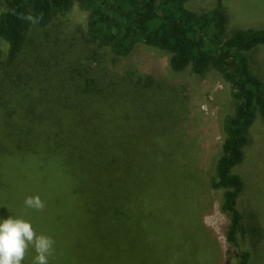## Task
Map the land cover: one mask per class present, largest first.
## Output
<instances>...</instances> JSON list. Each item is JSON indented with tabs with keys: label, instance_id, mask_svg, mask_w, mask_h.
I'll list each match as a JSON object with an SVG mask.
<instances>
[{
	"label": "trees",
	"instance_id": "1",
	"mask_svg": "<svg viewBox=\"0 0 264 264\" xmlns=\"http://www.w3.org/2000/svg\"><path fill=\"white\" fill-rule=\"evenodd\" d=\"M72 1L87 13V52L95 45L120 57L141 41L167 51L174 72L212 69L228 84L233 113L221 124L211 187L223 191L220 210L229 219L225 239L234 255L226 264H248L242 244L256 229L247 231L237 209L244 184L234 170L248 128L257 119L264 127L262 86L243 58L264 46V31L227 34L221 0L202 15L185 7L190 0H1L0 217L29 221L37 235L53 240L52 249L73 254L71 264H126L109 251L125 252L133 236L146 241L143 250L151 248L150 224L177 200L165 185L150 199L146 170L158 167L162 177L176 170L178 154L166 153L180 147L178 99L149 78L115 80L79 59V49L32 32V23L45 29ZM33 196L42 208L25 207Z\"/></svg>",
	"mask_w": 264,
	"mask_h": 264
},
{
	"label": "rangeland",
	"instance_id": "2",
	"mask_svg": "<svg viewBox=\"0 0 264 264\" xmlns=\"http://www.w3.org/2000/svg\"><path fill=\"white\" fill-rule=\"evenodd\" d=\"M218 5L217 0H190L185 7L202 15ZM220 5L226 18L227 34L245 29L264 31V0H221ZM86 17L87 13L72 1L67 11L45 29L33 23L28 27L38 32L40 41L46 37L45 42L50 39L66 49H79V59L90 63L91 68L104 67L115 80L125 75L133 82L149 78L178 99L182 112L177 120L180 147L166 153L167 156L178 154L176 170L164 177L158 167L146 170L147 175L153 177L148 197L156 200L159 187L165 185L174 192L176 202L169 207L168 216L158 217L150 224L151 248L143 250L141 245L146 241L140 244L139 236H133L125 252L110 250L109 254L114 261L125 258L126 264H226L227 254L234 255L225 239L229 219L220 210L223 191L213 189L211 179L224 138L221 124L233 113L228 84L212 69L201 75L193 74L190 69L174 72L169 66L167 51L146 46L141 41H134L127 54L120 57H114L107 48L94 49L95 45H90L91 51L87 52L82 47V43L87 42ZM0 44L3 43L0 41ZM243 55L247 73L261 83L264 95V46L258 45ZM175 166L172 167L175 169ZM234 173L244 184L237 209L244 216L247 231L256 229L255 238L248 237L242 248L250 254L248 264H264V127L259 119L246 132L243 159ZM34 228L38 230L35 225ZM142 236L146 238L144 232ZM34 255L29 246L22 264H32ZM72 255L52 249L49 264H71ZM122 261L125 260L117 262L123 264Z\"/></svg>",
	"mask_w": 264,
	"mask_h": 264
},
{
	"label": "clouds",
	"instance_id": "3",
	"mask_svg": "<svg viewBox=\"0 0 264 264\" xmlns=\"http://www.w3.org/2000/svg\"><path fill=\"white\" fill-rule=\"evenodd\" d=\"M27 208L43 207L39 197H27ZM53 240L45 235H37L31 223L19 217H0V264H22L29 246L35 255L32 264H49Z\"/></svg>",
	"mask_w": 264,
	"mask_h": 264
}]
</instances>
